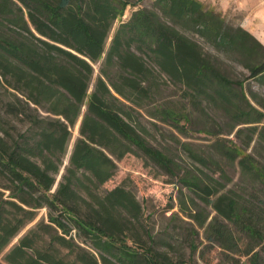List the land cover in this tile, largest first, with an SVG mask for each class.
I'll use <instances>...</instances> for the list:
<instances>
[{
	"label": "trees",
	"instance_id": "trees-1",
	"mask_svg": "<svg viewBox=\"0 0 264 264\" xmlns=\"http://www.w3.org/2000/svg\"><path fill=\"white\" fill-rule=\"evenodd\" d=\"M143 1L0 0V78L14 92L4 113L28 125L5 129L0 116V264H193L201 232L203 251L219 250L218 264H264V94L220 60L264 89V44L200 0H153L119 23L106 49L114 22ZM170 84L182 107L159 103ZM143 112L182 136L207 134L210 144L174 137L189 160L182 165L144 137ZM139 153L178 190L171 222L186 224L178 228L188 261L170 255L178 233L167 232L168 241L152 233L131 191L103 188L118 161ZM40 209L47 222L11 245Z\"/></svg>",
	"mask_w": 264,
	"mask_h": 264
},
{
	"label": "rangeland",
	"instance_id": "rangeland-1",
	"mask_svg": "<svg viewBox=\"0 0 264 264\" xmlns=\"http://www.w3.org/2000/svg\"><path fill=\"white\" fill-rule=\"evenodd\" d=\"M130 3H137L139 0H127ZM208 7L214 8L216 11L222 13L231 23L235 25H241L243 28L246 25L247 12L244 10L237 9L236 4L239 0H200ZM153 0H144L137 7L129 6L125 12V15L122 19H119L114 22L106 40L105 48L107 49L112 36L115 32V29L122 21H127L131 14L138 8H149L151 7ZM203 45L204 49L207 52L215 53L213 49L207 45L204 41L198 39ZM220 60L223 63V67L226 68L229 76L234 79L246 81L245 85L247 90L250 88L258 93L264 94V89L260 88L255 82L246 80L249 76V72L245 70L242 66L231 62L223 56H220ZM93 75L90 80L87 94L90 95L93 91L95 81L99 76L100 62L92 65ZM11 93H14L11 89L7 88L1 78H0V116L3 121L2 126L5 129L9 128V125L15 126L17 130L24 131L28 127L26 122L20 121V118H15L13 116L7 115L4 113V104L9 101H13ZM160 104H166L170 106H178V103H181L179 107H182L186 101L182 98L181 92L172 86L171 84L167 87H164L161 96L159 97ZM190 111L193 109L189 107ZM41 116H46V113L43 111H38ZM196 117H199L200 112L195 111ZM85 113V106L82 107L80 116L71 129V138L67 146V152L65 157L62 160V166L58 175L56 176V183L52 189L55 190L57 183L60 181L61 176L64 174L65 167L68 165L69 155L73 148L74 142L78 137V129L82 119L83 114ZM142 116H139L141 123L148 129L149 133L144 134V137L147 141L154 147L165 151L171 156L175 157L182 165H185L189 162L186 155L182 152L181 148L174 141V137H179L182 141H189L195 143L200 147H205L210 144L211 136L193 131L190 132L187 136H182L174 128L169 125L157 122L150 117H148L144 112ZM200 122L204 121L199 118ZM6 121V122H5ZM156 126H154V124ZM209 127H214L212 122H209ZM192 125H188V129H191ZM193 129V128H192ZM13 132V131H11ZM175 135V136H174ZM232 136H230L231 138ZM230 175L237 179V175L231 171ZM115 186H123L127 190L131 191L143 205L145 213L150 217V227L154 235L158 236L162 240H169L167 232L178 233L176 240H172L174 245V250H170V255L177 259L180 256L185 257L188 261L190 259V249L187 243L186 230L178 228L186 227V224L181 222H171V215L176 212H179L178 207V190H175L173 179L169 177L164 171L157 167L152 162L148 161L141 153L138 155H128L123 160L117 162V169L113 177L103 186L105 189H110ZM181 188V185H178ZM102 188V189H103ZM173 207V209L171 208ZM44 221L47 222V210L40 209L37 213V216L33 222L28 224L20 234L12 241L13 245L19 237L25 234L29 229L33 228L37 223ZM176 226V227H175ZM204 236L201 232L200 237L196 238V244L200 245L197 253L192 255L194 260L193 264H218L220 260L219 250L212 251H203L204 245ZM10 245V246H11ZM163 250L168 248L164 246Z\"/></svg>",
	"mask_w": 264,
	"mask_h": 264
},
{
	"label": "crops",
	"instance_id": "crops-1",
	"mask_svg": "<svg viewBox=\"0 0 264 264\" xmlns=\"http://www.w3.org/2000/svg\"><path fill=\"white\" fill-rule=\"evenodd\" d=\"M236 7L247 12L244 28L264 44V0H239Z\"/></svg>",
	"mask_w": 264,
	"mask_h": 264
}]
</instances>
